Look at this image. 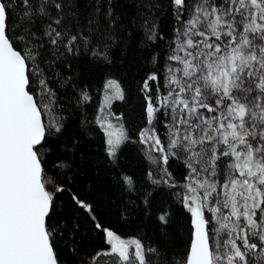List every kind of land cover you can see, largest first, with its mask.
<instances>
[{
	"label": "snow or ice",
	"instance_id": "6c2138e0",
	"mask_svg": "<svg viewBox=\"0 0 264 264\" xmlns=\"http://www.w3.org/2000/svg\"><path fill=\"white\" fill-rule=\"evenodd\" d=\"M0 264H264V0H0Z\"/></svg>",
	"mask_w": 264,
	"mask_h": 264
}]
</instances>
